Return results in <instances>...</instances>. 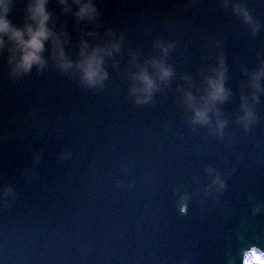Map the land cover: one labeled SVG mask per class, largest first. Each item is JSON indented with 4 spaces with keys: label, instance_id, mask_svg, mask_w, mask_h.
I'll list each match as a JSON object with an SVG mask.
<instances>
[{
    "label": "water",
    "instance_id": "1",
    "mask_svg": "<svg viewBox=\"0 0 264 264\" xmlns=\"http://www.w3.org/2000/svg\"><path fill=\"white\" fill-rule=\"evenodd\" d=\"M22 2V0L10 1L9 8L11 11L8 10L7 19L10 20V23L14 28L26 32L27 27L33 26L34 23L33 21H25L24 13L21 12V7L24 8ZM51 23L53 22L48 23L47 29ZM35 26L33 27V29L35 28ZM72 29L73 31L78 32L77 25H72ZM66 34L69 36L67 31ZM6 38L7 37L5 36L3 37V44L0 45V136L2 137L8 129L13 128L24 120L30 119L31 107L36 101L35 83L39 74V68L37 64H34L31 69L26 72L18 69L17 65L20 62V59L18 57L21 56V52H19L18 50L19 46L16 41H8L6 40ZM52 46L59 48L64 47L65 45H63L62 42L59 41L58 38H56L52 39ZM46 49L47 46L44 43L43 52H45ZM77 51L81 56V61H84V55L87 54L81 53L80 50ZM76 61L77 59L74 58L71 64H75ZM72 71L74 75L75 72L74 70ZM73 78L76 79L75 77ZM79 79L80 77L78 76V80ZM82 79L84 82L82 84V87L87 86L88 84L85 82L83 77ZM55 82V89L53 93H46L44 97L57 99L60 97V92L56 91L57 88H62L63 90L66 89L63 81H61V83H58V81ZM80 90L85 93V90L83 88H80ZM91 99L92 96H89L84 98L83 100L90 103L89 101ZM85 113L88 114L87 111H85ZM22 129L24 131L25 140L27 144H29V129L26 127H22ZM1 143L4 144L5 141H1ZM16 144L14 143V145ZM16 163L17 161L15 158L14 163L12 162L11 166L6 171L7 175H9L10 173V176H8V181L10 180L8 183V187L10 190L6 194L0 195V206L8 207L9 205H13L9 202H16L17 209L15 211V216L17 220L28 224L29 228L32 231V234L37 237L39 234H42L44 232L43 230H40L39 224L41 222V219L45 215L49 214V209L44 202L43 195L40 194L39 187L30 186L24 179V174H21V178L17 175L15 170ZM18 171L19 170L17 168V172ZM153 200L154 197L147 204H141V208L148 206L153 202ZM188 201L189 197L187 195L182 197V199L178 201L179 205L181 206L180 208L186 206V203ZM64 225V223H61L59 226H54L51 222V224H49L48 226L51 229L55 230ZM70 228L73 229V227L71 226ZM77 231L78 233L82 231L81 225L78 226ZM22 235V231H17L14 234V237H21ZM41 238H43V236L41 235L37 237V239ZM251 246L252 243H249L247 244V246L240 248L238 253L241 259L243 258L245 252L251 248ZM6 257L14 258L18 262H21L25 259V255L22 249L13 250L11 253L7 254Z\"/></svg>",
    "mask_w": 264,
    "mask_h": 264
},
{
    "label": "clouds",
    "instance_id": "2",
    "mask_svg": "<svg viewBox=\"0 0 264 264\" xmlns=\"http://www.w3.org/2000/svg\"><path fill=\"white\" fill-rule=\"evenodd\" d=\"M61 2L64 3L65 0H61ZM74 2L79 5V16L90 18L95 14V7L92 0H74ZM9 6L10 0H0V45L3 44L4 36H8L9 39L16 41L21 51L20 62L17 67L19 70L26 72L29 71L34 64L41 63L40 54L44 50V43L51 36V33L46 27L48 16L45 11V0H34L33 6L29 9L31 19L35 22L36 26L34 29L31 26L27 27V39H25L24 31L14 28L8 21L7 13ZM244 16L246 21L250 20L247 13H244ZM113 47L118 50L117 44H113ZM102 51L103 49L94 50L81 64L83 78L90 86L101 85L107 78V73L103 69V58L100 55ZM158 68L160 79H166L171 75L170 69L165 67L162 63L158 65ZM134 79L141 83L142 89L134 88L133 93L135 94L138 91H143L145 99H147L154 88L153 80L144 71L135 74ZM208 83L212 98L215 99L219 97L223 92L222 85L211 79ZM195 116L197 120L201 121L205 118L203 112H196Z\"/></svg>",
    "mask_w": 264,
    "mask_h": 264
},
{
    "label": "flooded vegetation",
    "instance_id": "3",
    "mask_svg": "<svg viewBox=\"0 0 264 264\" xmlns=\"http://www.w3.org/2000/svg\"><path fill=\"white\" fill-rule=\"evenodd\" d=\"M259 264H264V258H261Z\"/></svg>",
    "mask_w": 264,
    "mask_h": 264
}]
</instances>
